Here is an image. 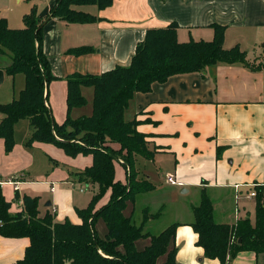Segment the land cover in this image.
<instances>
[{
  "label": "crops",
  "instance_id": "0c3cea01",
  "mask_svg": "<svg viewBox=\"0 0 264 264\" xmlns=\"http://www.w3.org/2000/svg\"><path fill=\"white\" fill-rule=\"evenodd\" d=\"M18 1L26 2L19 12L0 5V15L13 29L23 27L24 15L33 7L39 17L45 18L57 2ZM77 8L90 12L97 20L73 23L52 17L43 24L44 52L57 77L47 87V105L59 123L67 116V77L74 73L101 74L118 65H129L149 29L176 23L180 42L211 41L213 25L219 24L226 27L223 47L238 46L246 52L248 64L219 62L203 71L176 74L165 82H156L151 91L137 92L125 111L127 120L138 121V131L145 135L149 149L154 151L151 159L138 156L136 169L140 178L155 186L130 201L133 210H125V214L140 219L146 209L151 210L146 196L163 192L161 211L156 212L157 217L151 215L149 222L152 226L163 218V229L179 224L170 246L177 249L175 264H220L218 259L208 258L197 243L198 234L192 226L193 207L200 204L206 192L213 203L217 223L236 225L248 217L255 223L256 199L250 197V192L264 186V0H114L105 9L91 4ZM80 47L91 49L80 55L71 52ZM2 56L0 53L1 61ZM9 63L10 58L0 62V69L4 71L0 104L17 98L25 87V75L19 73L10 75L12 92H2V84L8 77L5 67ZM18 75L21 79L16 90L14 82ZM89 87H82L89 107L73 108L74 118L92 114L94 90L89 91ZM3 118L0 112V122ZM32 132L30 120H20L15 126L16 142L10 152L0 137V187L11 202L10 211L23 210V196L27 194L39 197L40 213L49 210L58 221L69 219L80 223L77 208H84L89 202H76L69 187V184L75 185L76 177L60 171L61 175L56 178L50 171L52 166L55 170L58 160L62 159L76 169L73 172H80L92 165V154L72 157L52 143L27 146ZM35 149L43 150L52 161L53 165L47 163V170L40 172L35 168L38 157ZM115 169L116 178L126 182L123 163L116 162ZM168 177L177 184L170 183ZM49 193L51 199L44 198L43 195ZM109 198L110 191L97 207ZM142 198L145 199L141 201ZM96 227L99 233L106 235L107 226L100 220ZM150 242V238H144L136 244L143 249ZM29 245V237L0 235V264L22 259ZM166 259L167 254L160 257L157 264H163ZM227 264H264V255L242 251L230 257Z\"/></svg>",
  "mask_w": 264,
  "mask_h": 264
},
{
  "label": "trees",
  "instance_id": "16d2710c",
  "mask_svg": "<svg viewBox=\"0 0 264 264\" xmlns=\"http://www.w3.org/2000/svg\"><path fill=\"white\" fill-rule=\"evenodd\" d=\"M113 2L57 0L45 18L39 17L33 7L24 15L25 27L18 29L10 28L7 19L0 15V53L10 58L5 72L25 75V87L19 96L0 104L4 114L0 137L5 140L6 150L10 152L15 146L16 124L27 118L33 128L27 146L52 143L72 157L92 154V165L79 172L80 180L99 188L86 207L77 208L81 222L74 223L69 219L58 221L49 210L41 215L39 197L27 194L23 196V210L12 213L11 202L0 187V235L30 238L24 257L11 264H157L165 254L163 264H175L177 249L170 246L179 224H170L153 234L125 214L129 201L155 188L146 179L137 180V156L151 159L154 151L138 131V121L127 120L125 111L137 92L151 91L156 82H165L176 74L203 71L219 62L248 64L246 52L238 46L223 47L226 27L219 24L213 25L211 41L180 42L176 23L149 29L129 65H118L101 74L74 73L67 77V116L59 123L47 105V87L57 77L44 52L43 24L52 17L73 23L94 22L95 15L77 6L91 4L105 9ZM90 49L80 47L71 52L80 55ZM83 86L93 87V111L74 118L73 108L87 103ZM120 161L126 169V182L116 179L115 164ZM108 191L109 200L97 207ZM256 191L255 223L248 217L236 225L217 223L213 203L203 192L200 204L193 207L192 226L198 234L197 243L208 258L227 264L230 257L242 251L264 255V186H258ZM100 218L107 226L105 237L97 231ZM144 238L151 242L139 249L136 243Z\"/></svg>",
  "mask_w": 264,
  "mask_h": 264
},
{
  "label": "rangeland",
  "instance_id": "374dc122",
  "mask_svg": "<svg viewBox=\"0 0 264 264\" xmlns=\"http://www.w3.org/2000/svg\"><path fill=\"white\" fill-rule=\"evenodd\" d=\"M11 2H10V4H9V2H8V0H0V5L2 6V7H4V8H7L8 6H10L11 8H13V10L14 11H16V12H19L20 11V9H21V7H25L26 6V2L24 1V2H19L18 0H10ZM91 8L93 7V6H90ZM78 8H81V7H78ZM83 8V7H82ZM23 27H25V24H23ZM22 27V28H23ZM19 28H21V27H19ZM1 59H2V61L0 60V62H4V61H7L8 59H9V57L7 56V55H4V56H2L1 57ZM22 77H24L23 75H22ZM20 75H18V79L16 80V82H14V89H16L17 90V88L19 87V82H20ZM5 87H8V88H5ZM2 92H6V91H8V93H9V91H11V89H12V79H11V77H10V75H8V77L6 78V80H5V82L2 84ZM88 89H90L89 91H92L93 92V89H92V87L90 88H88ZM12 92V91H11ZM92 92H91V94H89V96L91 97L92 96ZM2 98H5V95H2ZM8 98H10L9 97V95H8ZM86 99H87V97H86ZM86 106V107H85ZM88 107L89 106H87V103H86V105H84V108L83 109H88ZM91 107H92V101H91ZM19 125L17 126V133H19ZM145 139H146V137H145ZM147 141V140H146ZM15 142H16V139H15ZM34 152H35V155H37L38 154V157H37V160L35 161V168L37 167L38 168V171H43V170H47V163L48 164H51V165H53V163H52V161L50 160V158L48 157V158H46V154L44 153V151L43 150H38V149H35L34 150ZM64 154V153H63ZM63 154H62V156H63ZM138 157V156H137ZM49 161V162H48ZM59 162H57V167H56V169L54 170L53 169V166H52V169H51V171L50 172H53L54 173V175L56 176V178L58 177V176H60L61 175V173H60V171L61 172H66L67 173V175L68 174H71V175H73L74 177H76L75 179H77L76 180V182H75V185H70L69 184V187L71 188V190H72V192H73V195H74V197L76 198V202L79 204V203H81V202H90V200H91V197L95 194V193H97V192H99V188H98V186H97V184H89L88 182H86V181H81L80 180V174H79V171L78 172H73L72 170H76L74 167H72L71 165H69L68 163H64V160H62V159H59L58 160ZM120 162H122V161H120ZM81 172V171H80ZM79 177V178H78ZM140 177H142L141 175H139L138 174V177H137V180L139 181H141V180H144L143 178H140ZM60 178H62V177H60ZM117 179V178H116ZM119 180V179H118ZM65 185H67V184H65ZM68 186V185H67ZM80 188H83L84 189V191L83 192H81L80 191ZM160 189H162V187H160ZM106 195H108V192H106V194L103 196V198L106 196ZM44 196V198H49V199H51V193H49V194H44L43 195ZM102 198V199H103ZM146 198H147V202L149 203V205H150V207H151V210H148V209H146L145 211H144V215L143 216H141L140 217V219H138V220H135L134 218H132L133 219V221H135V223H137L138 225H143V228H144V230L145 231H150V229H152V231L154 232V233H156V232H160V230H162L163 229V225L165 224V220H163V218H160V219H158V220H156L153 224H152V226L150 225V223L151 222H149V217L152 215V216H156L157 217V211L159 210V207L161 206V200H163V192H160V191H158V192H154V193H151V194H148V196H146ZM101 199V200H102ZM145 198H142V199H140L141 201H143ZM141 201H139V202H141ZM131 202H133V201H131ZM89 204V203H88ZM129 207H130V209H129ZM44 209H45V207H44ZM125 210H133V205L132 204H130V201L128 202V205H127V207H126V209ZM161 210H159V212H160ZM253 212V211H252ZM53 213V212H52ZM44 213H41V215H43ZM253 214V213H252ZM143 218V219H142ZM100 221H101V223H102V225H104L105 227H106V223L104 222V220L102 219V218H100L99 219ZM98 222V221H97ZM99 233V232H98ZM99 235L100 236H102V237H105L106 235H105V233L103 234V233H99ZM105 235V236H104ZM236 237L235 236H233L232 237V240L234 241V239H235Z\"/></svg>",
  "mask_w": 264,
  "mask_h": 264
},
{
  "label": "built area",
  "instance_id": "2783aa9c",
  "mask_svg": "<svg viewBox=\"0 0 264 264\" xmlns=\"http://www.w3.org/2000/svg\"><path fill=\"white\" fill-rule=\"evenodd\" d=\"M168 181L170 183H172V184H177V182L172 177H168ZM256 196H257V191L256 190H253L252 192H250V197L256 198Z\"/></svg>",
  "mask_w": 264,
  "mask_h": 264
},
{
  "label": "water",
  "instance_id": "95a60500",
  "mask_svg": "<svg viewBox=\"0 0 264 264\" xmlns=\"http://www.w3.org/2000/svg\"><path fill=\"white\" fill-rule=\"evenodd\" d=\"M4 81V71L0 69V84ZM48 205H51V202L47 203ZM241 241V239L239 240Z\"/></svg>",
  "mask_w": 264,
  "mask_h": 264
}]
</instances>
